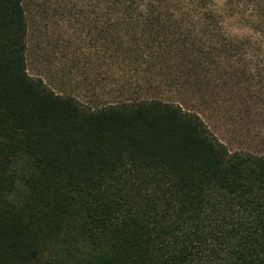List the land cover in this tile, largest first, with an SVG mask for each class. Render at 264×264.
<instances>
[{"label": "trees", "instance_id": "obj_1", "mask_svg": "<svg viewBox=\"0 0 264 264\" xmlns=\"http://www.w3.org/2000/svg\"><path fill=\"white\" fill-rule=\"evenodd\" d=\"M70 6L129 94L92 108L32 78L24 0H0V264H264V152L200 109L243 141L264 124V0Z\"/></svg>", "mask_w": 264, "mask_h": 264}, {"label": "rangeland", "instance_id": "obj_2", "mask_svg": "<svg viewBox=\"0 0 264 264\" xmlns=\"http://www.w3.org/2000/svg\"><path fill=\"white\" fill-rule=\"evenodd\" d=\"M73 0H24L28 20L27 68L32 78L41 79L50 90L63 97H71L82 105L98 108L115 103L129 91H119L116 81L111 78L119 69L118 64L107 65L103 61L102 49L97 41V30L91 19L71 11ZM106 70L109 75L105 76ZM110 77V78H109ZM108 81L104 82L103 80ZM91 82V83H90ZM259 93L258 113L264 112V91ZM168 91H160L167 95ZM140 97H147L140 91ZM178 100V91L172 97ZM224 97H222L223 99ZM169 99V98H168ZM188 103L190 101L186 100ZM191 103V102H190ZM188 105L201 106L199 102ZM202 117L217 137L230 151L264 152V124L249 126V137L240 139L239 131L230 127L227 120L200 107ZM258 122L264 121V114ZM260 130L262 134L260 133Z\"/></svg>", "mask_w": 264, "mask_h": 264}]
</instances>
